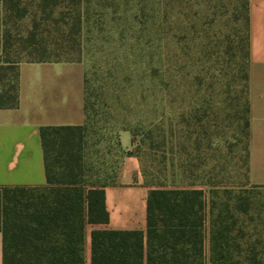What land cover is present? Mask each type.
Instances as JSON below:
<instances>
[{"label": "trees", "instance_id": "trees-1", "mask_svg": "<svg viewBox=\"0 0 264 264\" xmlns=\"http://www.w3.org/2000/svg\"><path fill=\"white\" fill-rule=\"evenodd\" d=\"M185 1L160 0L159 30L165 45L162 84L168 108L174 102L176 54L172 43L178 37L175 17L183 13ZM96 6L115 7L117 1L0 0V109L19 105L22 62H81L86 24L92 13L102 14ZM249 22L248 5V60ZM246 77L250 113V70ZM85 82V122L41 128L47 184L0 187L3 264H86L87 224L107 225L110 221L106 187L119 181L109 177L92 179L85 166L82 149L92 105ZM198 111L184 117L187 128L183 131L189 141L197 134L193 149L198 150L201 161L195 163L193 152L183 144L181 150L187 158L181 163L182 179L149 190L146 230L94 229L92 264H264V236L260 234L253 240L239 224L238 212L247 211L250 202L243 201L240 191L234 188L242 189L244 185L229 187L218 173L200 172L208 160L201 149L210 148L211 134L204 127V115ZM170 119L168 116V121L162 122V144L169 146L166 158L168 154L177 155ZM250 120L249 116V137ZM126 154L133 152L128 150ZM207 188L217 200L209 201ZM261 222L264 225V218Z\"/></svg>", "mask_w": 264, "mask_h": 264}, {"label": "rangeland", "instance_id": "rangeland-1", "mask_svg": "<svg viewBox=\"0 0 264 264\" xmlns=\"http://www.w3.org/2000/svg\"><path fill=\"white\" fill-rule=\"evenodd\" d=\"M116 1L115 7L96 6L102 14L92 13L84 31L81 62L92 105L82 153L90 176L120 180L126 150L119 136L128 130L133 142L129 151L139 159L138 180L149 188L181 180V163L187 158L183 144L193 152L195 163L201 161L193 149L197 134L189 141L183 131L184 117L193 116L197 109L211 134L210 148L201 149L208 160L200 172L218 173L229 187L243 184L234 191H240L250 206L238 212L239 224L253 240L264 236V187L252 185L249 179L250 0H186L182 5L183 13L175 17L178 37L172 43L176 57L170 108L162 84L165 45L159 30L160 0ZM195 75L200 78L194 79ZM168 116L177 155L166 158L169 146L162 144L161 132ZM207 191L209 201L217 200Z\"/></svg>", "mask_w": 264, "mask_h": 264}, {"label": "crops", "instance_id": "crops-1", "mask_svg": "<svg viewBox=\"0 0 264 264\" xmlns=\"http://www.w3.org/2000/svg\"><path fill=\"white\" fill-rule=\"evenodd\" d=\"M250 171L252 185L264 187V0H250ZM20 101L15 108L0 109V187L47 184L41 137L44 126L79 125L85 114V66L76 61L22 62ZM124 150L131 149L132 134L119 136ZM139 159L125 154L117 184L106 187L110 212L107 225L87 224L84 255L92 264V231L97 228L143 229L147 226L150 188L138 180ZM0 264L3 233L0 231Z\"/></svg>", "mask_w": 264, "mask_h": 264}]
</instances>
